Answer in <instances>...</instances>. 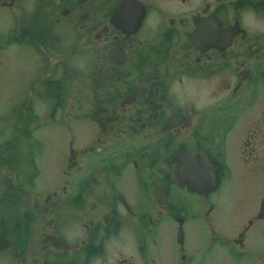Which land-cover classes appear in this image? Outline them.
<instances>
[{
    "label": "flooded vegetation",
    "instance_id": "af4514ba",
    "mask_svg": "<svg viewBox=\"0 0 264 264\" xmlns=\"http://www.w3.org/2000/svg\"><path fill=\"white\" fill-rule=\"evenodd\" d=\"M246 4L0 0V72L34 74L0 127V260L90 264L127 230L119 264H264V42L228 21Z\"/></svg>",
    "mask_w": 264,
    "mask_h": 264
},
{
    "label": "clouds",
    "instance_id": "9594fccd",
    "mask_svg": "<svg viewBox=\"0 0 264 264\" xmlns=\"http://www.w3.org/2000/svg\"><path fill=\"white\" fill-rule=\"evenodd\" d=\"M233 19L238 21L240 28L246 33L249 40L255 39L258 43L264 42V10H259L252 4H246L238 10L228 13L229 23ZM72 63L74 67L85 70L84 60H74ZM184 100L185 97L177 93V103L182 104ZM206 103V100L201 99L196 106L200 108ZM84 236L85 233L79 225L65 230V238L69 242H78ZM127 258L137 260L133 234L125 230L120 233L118 239L114 237L108 242L104 255L91 258L90 264H119L121 259ZM0 264H11L10 258L6 256L4 260H0Z\"/></svg>",
    "mask_w": 264,
    "mask_h": 264
},
{
    "label": "rangeland",
    "instance_id": "374dc122",
    "mask_svg": "<svg viewBox=\"0 0 264 264\" xmlns=\"http://www.w3.org/2000/svg\"><path fill=\"white\" fill-rule=\"evenodd\" d=\"M28 64H32L31 61H27ZM11 69H6L0 72V116L3 115V119H0V127H4L3 130L6 132L10 131L9 121H13L12 117L5 119L4 117L9 114L15 105L22 100L24 93L28 87V82L34 77L33 71L27 70L29 65H23L18 62L9 63ZM30 72V73H29ZM21 102L20 104H22ZM8 123H7V122ZM2 135H0V139ZM52 158H57L56 153ZM54 161L51 163V158L48 156L43 160V165L50 170L54 169ZM5 173L2 175V186L5 185L6 181L11 180ZM5 189L3 188V191Z\"/></svg>",
    "mask_w": 264,
    "mask_h": 264
},
{
    "label": "water",
    "instance_id": "95a60500",
    "mask_svg": "<svg viewBox=\"0 0 264 264\" xmlns=\"http://www.w3.org/2000/svg\"><path fill=\"white\" fill-rule=\"evenodd\" d=\"M178 178L181 180V181H187V176L184 174V173H180L179 175H178ZM216 185H217V182L215 181V180H212L211 181V187L213 188V187H216ZM214 189V188H213Z\"/></svg>",
    "mask_w": 264,
    "mask_h": 264
}]
</instances>
